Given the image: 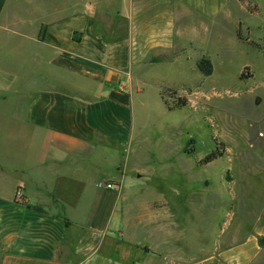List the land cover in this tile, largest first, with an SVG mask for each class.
<instances>
[{"label": "crops", "instance_id": "obj_1", "mask_svg": "<svg viewBox=\"0 0 264 264\" xmlns=\"http://www.w3.org/2000/svg\"><path fill=\"white\" fill-rule=\"evenodd\" d=\"M224 6L0 0V264L136 261L118 236L150 228L135 221L153 217L148 204L166 202L167 186L129 164L134 93L184 41L218 34ZM186 264H264V199L242 241Z\"/></svg>", "mask_w": 264, "mask_h": 264}, {"label": "rangeland", "instance_id": "obj_2", "mask_svg": "<svg viewBox=\"0 0 264 264\" xmlns=\"http://www.w3.org/2000/svg\"><path fill=\"white\" fill-rule=\"evenodd\" d=\"M224 8L218 34L184 41L182 53L146 70L134 93L129 164L162 180L167 197L148 204L151 219L135 221L150 228L118 236V252L134 246L133 264H186L237 244L264 199V0H225ZM203 57L210 75L198 69ZM172 92L188 103L168 109ZM215 149L221 155L202 163ZM148 205L136 209L148 213Z\"/></svg>", "mask_w": 264, "mask_h": 264}, {"label": "trees", "instance_id": "obj_3", "mask_svg": "<svg viewBox=\"0 0 264 264\" xmlns=\"http://www.w3.org/2000/svg\"><path fill=\"white\" fill-rule=\"evenodd\" d=\"M237 36L239 37V30H237ZM198 69L204 74V75H210L212 73V64L209 59L202 58L198 63H197ZM172 94L175 95V99L173 100L172 103H169L167 100L163 99L166 107L168 109H172L175 106H180V105H186L188 103V99L185 96H178L176 95V92H172ZM221 153L217 152V150H212L209 152L207 155H205L202 159V163H209L212 160L216 159L218 156H220ZM37 210H40L38 207H34ZM67 224V222H66Z\"/></svg>", "mask_w": 264, "mask_h": 264}, {"label": "built area", "instance_id": "obj_4", "mask_svg": "<svg viewBox=\"0 0 264 264\" xmlns=\"http://www.w3.org/2000/svg\"><path fill=\"white\" fill-rule=\"evenodd\" d=\"M103 186L105 188H114V185L111 183V182H105L103 183ZM15 199L17 201H22L23 197H22V189L21 187H17L16 190H15Z\"/></svg>", "mask_w": 264, "mask_h": 264}]
</instances>
